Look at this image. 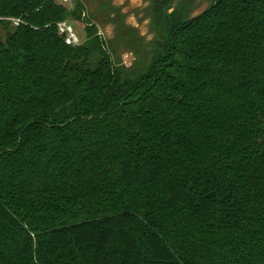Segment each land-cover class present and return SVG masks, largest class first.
Returning <instances> with one entry per match:
<instances>
[{
    "label": "trees",
    "instance_id": "obj_1",
    "mask_svg": "<svg viewBox=\"0 0 264 264\" xmlns=\"http://www.w3.org/2000/svg\"><path fill=\"white\" fill-rule=\"evenodd\" d=\"M171 2L131 67L57 33L80 0H0V264H264V0Z\"/></svg>",
    "mask_w": 264,
    "mask_h": 264
},
{
    "label": "rangeland",
    "instance_id": "obj_2",
    "mask_svg": "<svg viewBox=\"0 0 264 264\" xmlns=\"http://www.w3.org/2000/svg\"><path fill=\"white\" fill-rule=\"evenodd\" d=\"M211 1L172 0L170 6L167 7V12L172 14L186 5L190 12L189 16H195L207 8ZM80 2L83 5V8L77 11L80 13V19L68 16L66 20L75 28L82 42L87 37L84 29L85 22L89 21L93 24L98 35L105 39L108 51L118 64H123L122 61H126L127 63L131 62V67L136 66L141 60V55L151 50L154 40L161 39V25L152 17V0H80ZM73 7L74 5L67 10L71 11ZM10 21V25L15 26L13 19ZM3 35L4 30L0 29V36ZM162 193L161 184L146 185L126 198L125 203H128L129 207L135 209L138 214L139 224L144 222L145 202L161 197ZM165 218V216H159L157 220L163 221ZM174 220L177 224H181L183 231L187 230L186 217L180 204L175 209ZM191 229L189 231L198 236L201 235L196 228ZM211 235L220 239L227 238L231 234L222 230L213 232ZM114 244H116V248L119 247L117 242ZM112 246L110 251H112ZM145 253V249L140 246L139 251L129 256L130 264H141ZM82 264H87L85 258Z\"/></svg>",
    "mask_w": 264,
    "mask_h": 264
},
{
    "label": "built area",
    "instance_id": "obj_3",
    "mask_svg": "<svg viewBox=\"0 0 264 264\" xmlns=\"http://www.w3.org/2000/svg\"><path fill=\"white\" fill-rule=\"evenodd\" d=\"M53 2L70 9L74 5V0H52ZM17 19H13L15 25L18 24ZM57 33L63 37L64 42L69 45H79L82 43L78 33L75 28L67 21L63 20L56 24Z\"/></svg>",
    "mask_w": 264,
    "mask_h": 264
}]
</instances>
